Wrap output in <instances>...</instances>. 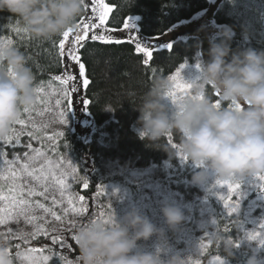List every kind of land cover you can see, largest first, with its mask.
<instances>
[{"label":"clouds","instance_id":"obj_1","mask_svg":"<svg viewBox=\"0 0 264 264\" xmlns=\"http://www.w3.org/2000/svg\"><path fill=\"white\" fill-rule=\"evenodd\" d=\"M85 4L86 0H0V13L18 18L34 39L53 40L69 28L76 29ZM233 35L228 26L217 31L208 39L203 61L201 41H197L199 78L179 104H171L167 96L172 89L170 76L157 75L135 108L138 135L146 147L176 157L177 150L162 141L170 133L180 134L178 151L199 168L191 179L197 186L207 183L210 176L228 181L264 176V50H233ZM209 88L219 93L224 106H214ZM201 95L204 99H193ZM34 103V74L28 58L14 46L0 44V139L10 135L22 110ZM101 110L117 111L111 105ZM160 211L172 231L185 220L182 210L171 204H162ZM75 235L78 256L73 264H189V255H166L164 229L137 208L110 223L92 220L78 227ZM152 237L160 241L155 253L137 250L139 241ZM215 240L222 245L228 264L236 253L230 238L216 232ZM259 248L251 250L246 264H264ZM9 253V240L0 236V264H13Z\"/></svg>","mask_w":264,"mask_h":264},{"label":"trees","instance_id":"obj_2","mask_svg":"<svg viewBox=\"0 0 264 264\" xmlns=\"http://www.w3.org/2000/svg\"><path fill=\"white\" fill-rule=\"evenodd\" d=\"M109 2V0H106ZM210 0H110L113 13L109 17L108 26L121 29L123 22L131 16L140 17V33L147 38L162 36L174 25L188 21L197 13L206 10ZM89 3V0H86ZM262 0H225L215 15L217 25H225L233 29L235 35L231 42L233 50L253 48L264 50V14ZM90 14V7L77 19L76 23L85 19ZM24 28L18 18L9 16L8 13H0V44L5 40H11L12 46L21 51L28 58V66L34 74V92L37 88L48 86L62 87L52 77L61 73L64 63L58 55V49L53 43H58L60 37L53 40H36L28 32H16L15 29ZM250 38L244 42L245 36ZM199 39L190 38L186 41L174 40L173 49L159 50L154 53V59L148 66L142 62V54L135 52V45L123 43L120 45H103L99 42L88 41L81 49V59L86 66V75L91 83L85 95L89 102L88 110L94 120V131L90 140L84 138L71 128L60 138L58 153L64 158L75 161L81 180L74 184V192L77 197L83 195L84 203L88 210H100L96 204L101 190L115 178H102L105 165H115L134 170H145L150 167L160 170L164 164L174 162L176 157L169 158L168 154L148 148L139 138L137 130V118L139 113L135 108L139 105L141 97L148 90L151 80L157 75L171 76L180 68L181 64L195 65L198 63L195 44ZM154 70V71H153ZM209 97L213 102L217 99L215 92L209 88ZM222 106L223 105V102ZM105 105H111L117 109L110 113L102 111ZM181 136L179 133H171L162 143L179 146ZM28 143L21 139V146L14 151L23 152ZM11 156L12 149H3ZM49 154L56 158V153ZM159 173H157L158 175ZM87 180L89 187H83ZM181 181V180H180ZM182 193L184 187L180 184L177 188ZM99 193V194H98ZM102 211V210H101ZM100 213V212H99ZM217 230L230 238L235 258L228 264H246L251 248L247 245V224L244 213L238 217L226 218L216 214ZM96 219H99L96 218ZM215 232V233H216ZM39 235L35 239H21L18 237L7 238L10 242L13 264H18L19 257L16 253L26 252L28 248H43L44 254L49 255L48 264H62L61 256H66L72 262L78 256L76 242L66 235L61 244H52L51 237ZM27 241V242H26ZM20 247L17 248L16 246ZM238 245V246H237ZM261 251L260 256H263ZM219 257L224 261L222 245L215 240V234L209 246L204 263Z\"/></svg>","mask_w":264,"mask_h":264},{"label":"rangeland","instance_id":"obj_3","mask_svg":"<svg viewBox=\"0 0 264 264\" xmlns=\"http://www.w3.org/2000/svg\"><path fill=\"white\" fill-rule=\"evenodd\" d=\"M224 1L225 0H210L207 10L198 15L197 24L194 22L195 20L182 21L171 27L167 32L162 34V36L160 35L153 38L144 37L140 33V17L138 16L130 17L132 19L131 22L136 25L135 29L121 30L123 29V27H121V29H118L111 35L125 40L128 39L129 34L136 35L140 37L141 42L145 43L147 46L156 43H172L174 40L186 41L190 38H196L201 41L200 60L203 61L207 59L204 54L209 48L208 39L213 38L215 33L225 26L217 25L215 22L216 12H218ZM262 7L264 14V0H262ZM211 13L213 15H211ZM202 28L205 29V31H200ZM156 38H158V41ZM249 41L250 38L246 35L244 42ZM162 49L167 50L166 48ZM196 65L197 64H187V67L182 72L186 79L197 81L199 69H197ZM62 72L63 70L59 74H62ZM73 72L78 73V67L73 68ZM62 89L63 86L55 88L52 85H47V87L43 89V97L45 100L49 101L47 105L39 103L36 93L34 92L35 103L30 109H37L43 112L42 115L33 113L35 123L38 127L47 125V127L42 128V132L37 135H52L57 132H63L65 134L74 123V130L79 133L84 140H90L95 128V123L89 110H82V101L87 100L85 95L86 90L81 87L79 93L74 94V108L67 115V124H61L58 116L59 109L56 107L55 100L58 98V94L62 92ZM53 93L56 94L54 95ZM45 107L49 110L43 111ZM65 111H67V109H65ZM17 131H20L19 126H17ZM23 138L31 142L33 147H40L39 140H30L26 135H22L21 139ZM0 144H3L2 140H0ZM19 147L20 146L14 147L13 145L3 144V149H12L11 156L7 157L8 159H12L14 155H22L23 152L27 150L24 149L23 152L13 150L16 148L19 149ZM49 148L50 146L45 142V150L48 151ZM176 150V160L164 164L160 170L150 167L139 171L132 168L105 165L101 174L102 178L111 179L117 177V179H112L110 184L106 185L101 190L99 197L96 198V204L100 210H88V212L83 215H73L70 213L65 218L64 223L55 221L48 215L45 216V220L47 221L44 225L45 228L49 234L60 236L64 239L66 235L72 238V236L76 234L78 227L86 226L92 220L98 218L99 212L101 210L108 211L109 206L117 219L122 218L132 208H137L142 215L147 216L154 225L164 229L167 242V248L165 250L166 255L177 253L189 255V264H195L197 260L200 264L204 263V257L208 249L204 252L200 251V240L203 239V242L207 244L209 248L217 230L216 214L223 215L226 218H233L244 213L243 217L246 222L245 224H247V237L249 232L254 230L260 231L259 223L264 222V192H261L256 186L258 183L256 178L248 177L240 181L242 196L240 198L233 196L234 203L237 199H240V209L238 212H234L231 216H228V210L223 207V202L218 199L219 195H226V189L213 187L216 182L214 176H210L208 182L202 186L192 184V175L194 172L199 171V168L190 161H183L181 159L178 146H176ZM49 155L52 156L51 154ZM65 160L71 161L72 164L77 167L73 159L65 158ZM157 173L159 174L157 175ZM76 177V180H72L71 176L69 177L71 183L70 191L75 195L76 193L73 190L74 184L81 180L79 169L76 172ZM28 183L32 182L28 181ZM180 184L184 187V191L186 190V192L182 193L177 189ZM56 195L57 199H59V194L57 193ZM46 203H50V201ZM164 203L176 206L184 213L185 220L175 231L167 228L164 217L161 214V205ZM57 211L59 213L60 209L58 208ZM35 214L37 216L44 215L42 210L39 209H37ZM214 220L215 224L213 223ZM70 221H75V227L69 223ZM37 223H44V221H38ZM54 226L55 229L58 230L53 231ZM34 230V224L28 223L25 219L20 218L18 221L13 220L0 225V236L5 238H10L12 236L22 237L21 239L28 240L32 237L30 234L33 233ZM24 234L28 235L25 236ZM246 241L251 250L260 247V254L261 251H264V246L261 245L259 238L255 240L247 238ZM159 247L160 241H158L156 237H152L148 241H139L137 250L155 253ZM261 257L264 258V254ZM18 264H27V262L19 258ZM207 264H217L216 259Z\"/></svg>","mask_w":264,"mask_h":264},{"label":"snow or ice","instance_id":"obj_4","mask_svg":"<svg viewBox=\"0 0 264 264\" xmlns=\"http://www.w3.org/2000/svg\"><path fill=\"white\" fill-rule=\"evenodd\" d=\"M90 7V14L80 20L76 25V29L69 28L65 31L58 43H53V46L58 49V55L64 63L62 74L52 77L54 81H58L63 86L62 92L58 94L55 100L57 109H59L58 116L61 124H67V115L74 108L73 96L78 94L80 88L87 90L90 86V79L86 75V66L81 59V49L85 47L86 42H99L103 45H120L129 43L135 45V52L142 54V62L148 66L154 59V53L162 48H166L169 52L173 49L172 43H156L147 46L141 42V38L136 35H128V39L116 38L112 33L117 29L107 26L109 23V16L113 13V7L106 0H89L85 4V10ZM128 20L123 22V29H135L136 25ZM16 32H27L25 28L17 27ZM158 41V38H156ZM7 45H12L11 40L3 42ZM78 67V73L73 72V68ZM187 67L186 64H181L180 68L174 75L170 76L172 81V89L167 93L171 104H179L186 96L191 94V90L195 81H190L182 74ZM200 68L199 63L196 65ZM10 71V70H9ZM154 71V70H153ZM11 74V73H10ZM199 78V77H198ZM197 78V80H198ZM44 90L42 88L35 89L36 97L39 103L47 105L48 100L43 97ZM54 95L56 93H53ZM217 99L215 100V107L222 106L219 100V93H215ZM193 99L202 100L203 95L193 96ZM82 110H87L89 102L82 101ZM239 107V106H237ZM67 109V111H65ZM45 107L43 111H48ZM33 113L42 115V111L37 109L25 108L19 119L16 120L12 127L10 135L0 139L3 144L21 146V136L26 135L30 140H39L40 147H33L31 142L26 145V151L22 155H14L12 159H8V154L3 150V144H0V225L8 223L13 220L25 219L28 223L35 225V230L30 235L35 239L39 235L48 236L49 232L45 228L47 221L45 216L50 215L55 221L64 223L65 218L71 213L73 215H83L88 212V208L84 203V196H76L70 191L72 180H76L77 167L71 161H66L64 156L58 153V146L60 138L64 136L63 132L53 133L52 135H37L42 132V128L47 125L37 126L35 123ZM19 126L20 131H17ZM169 136V143H171V133ZM45 142L50 146L52 153H56V158L49 155L45 150ZM176 147V144H172ZM181 159L186 161L187 158L181 154ZM31 181L32 183H28ZM257 187L261 192H264V176L256 177ZM83 187H89L88 181L85 180ZM214 188L226 189V195H219L218 199L223 202V207L228 210V216L240 209V199L233 202V196L240 198L242 193L240 191L241 182L239 180H216L213 185ZM59 194V199L57 195ZM99 194V193H98ZM50 203H46L49 202ZM60 209L58 213L57 209ZM37 209L42 210L43 216H37L35 213ZM62 213V214H61ZM115 214L110 210L100 211L99 220L104 223L113 221ZM44 221V223H37ZM94 222V221H93ZM71 225L75 227V221H70ZM215 224V220L213 221ZM260 231H252L248 233V239H260V243L264 246V222L259 223ZM55 231V229H53ZM25 236L28 234H24ZM22 238V237H18ZM72 239L77 242L76 235ZM52 244H61L63 247V240L60 236L51 237ZM27 242V241H26ZM238 246V245H237ZM17 248L20 246L17 245ZM200 251L204 252L208 249V245L200 240ZM43 248H28L26 252H17V257L26 261L27 264H48L49 255L44 254ZM11 256V250H10ZM62 264H73L66 256H61ZM217 264H224V261L216 257ZM195 264H200L197 260Z\"/></svg>","mask_w":264,"mask_h":264},{"label":"crops","instance_id":"obj_5","mask_svg":"<svg viewBox=\"0 0 264 264\" xmlns=\"http://www.w3.org/2000/svg\"><path fill=\"white\" fill-rule=\"evenodd\" d=\"M207 10V9H206ZM205 11V10H204ZM204 11H202V12H200V13H203ZM213 11V10H212ZM214 12V11H213ZM200 13H197L194 17H192L190 20H195L194 22H196V24L198 23V15L200 14ZM211 15H213L212 13H211ZM189 21V20H188Z\"/></svg>","mask_w":264,"mask_h":264}]
</instances>
